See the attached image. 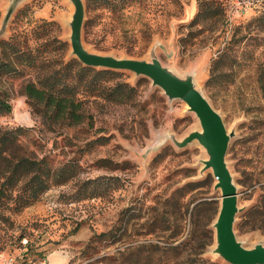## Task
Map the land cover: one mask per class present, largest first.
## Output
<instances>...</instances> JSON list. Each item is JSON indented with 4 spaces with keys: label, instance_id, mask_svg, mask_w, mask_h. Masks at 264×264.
Segmentation results:
<instances>
[{
    "label": "rangeland",
    "instance_id": "rangeland-1",
    "mask_svg": "<svg viewBox=\"0 0 264 264\" xmlns=\"http://www.w3.org/2000/svg\"><path fill=\"white\" fill-rule=\"evenodd\" d=\"M80 1L85 50L137 61L155 57L179 77L190 76L220 114L233 133L225 162L242 209L233 230L243 247L264 246V225L250 230L252 217L247 216L264 193V0H138L120 13L90 11V0ZM200 1L219 3L222 14L193 23ZM11 2L0 0V26ZM18 5L1 40L9 38L15 16L23 13L36 22H55L59 30L53 34L68 42L73 58L69 0ZM118 72L137 90L131 104L94 103L89 105L92 126L55 132L45 129L27 105L21 95L24 83L7 81L11 111L0 116V132L23 129L21 153L45 158L52 167L71 165L76 176L51 186L19 213L0 205V215L8 218L0 217V253L18 262L27 255L28 260L46 258L47 264H145L144 256L136 258L131 250L184 241L165 264L196 255L206 264H227L211 253L221 202L212 172L200 175L207 156L197 141L183 148L171 141L199 129L195 116L182 101H169L148 78ZM98 137L103 145H88ZM91 193L97 197L83 199ZM20 234L24 240L19 243ZM158 260L155 256L151 264Z\"/></svg>",
    "mask_w": 264,
    "mask_h": 264
},
{
    "label": "trees",
    "instance_id": "trees-1",
    "mask_svg": "<svg viewBox=\"0 0 264 264\" xmlns=\"http://www.w3.org/2000/svg\"><path fill=\"white\" fill-rule=\"evenodd\" d=\"M137 2L138 0H90L87 4L90 11L94 8L120 13ZM220 14L222 8L219 3L200 1L199 12L193 23L214 19ZM58 30L53 21L36 22L29 20L23 13L15 16L9 38L0 41V116L11 111L8 80L24 83L21 95L26 98L31 111L40 118L41 125L51 132H55L57 128L79 127L84 123L92 126L93 117L89 112V105L94 103L125 106L137 98L136 88L122 80L123 73L89 68L81 65L75 58H69L68 42L53 34ZM220 57L222 54L217 60ZM214 70L215 67L211 68L212 72ZM23 131L17 128L0 132V205L4 208L3 211L9 213H19L33 205L51 186L65 185L76 176L75 168L71 165L52 167L45 158H31L21 153L19 136ZM95 143L103 145L102 137L88 145ZM96 197L95 193H91L83 199ZM247 216L252 217L248 222L250 230L264 225V193L259 205L251 208ZM0 217L8 220L4 215ZM22 240L24 235L20 234L17 241L20 243ZM183 244L184 241L176 246L147 244L131 251H134L132 254L136 258L143 255L145 264H151L155 256L159 257V264H165L167 255L178 251ZM28 248L29 245L25 250L28 251ZM22 258L21 262L16 261L17 264L46 259L39 257L28 260L27 255ZM181 260L183 261L179 264H206L197 255Z\"/></svg>",
    "mask_w": 264,
    "mask_h": 264
},
{
    "label": "water",
    "instance_id": "water-1",
    "mask_svg": "<svg viewBox=\"0 0 264 264\" xmlns=\"http://www.w3.org/2000/svg\"><path fill=\"white\" fill-rule=\"evenodd\" d=\"M21 1L23 0H12L10 3L11 6L2 18L0 40ZM69 1L74 6L70 23V51L73 58L89 68L126 70L136 77L144 76L151 80L153 87H159L169 101L172 99L182 101L187 111L195 116L199 130L189 132L181 141L174 138H171V141L179 148L186 147L194 141L198 142L207 156V159L200 162L202 164L200 175L211 171L215 181L214 190L220 192L221 204L213 225L215 245L211 253L227 264H264V246L256 244L252 249L243 247L233 230L236 215L242 209L238 206L237 188L225 162V154L233 133H228L220 114L212 109L204 95L197 90L190 76L179 77L160 64L155 57L150 61H137L89 53L83 48L80 35L83 26V4L80 0Z\"/></svg>",
    "mask_w": 264,
    "mask_h": 264
},
{
    "label": "built area",
    "instance_id": "built-area-1",
    "mask_svg": "<svg viewBox=\"0 0 264 264\" xmlns=\"http://www.w3.org/2000/svg\"><path fill=\"white\" fill-rule=\"evenodd\" d=\"M0 264H17L16 260L12 257L0 254ZM27 264H47L46 259H41L36 262H28Z\"/></svg>",
    "mask_w": 264,
    "mask_h": 264
},
{
    "label": "bare ground",
    "instance_id": "bare-ground-1",
    "mask_svg": "<svg viewBox=\"0 0 264 264\" xmlns=\"http://www.w3.org/2000/svg\"><path fill=\"white\" fill-rule=\"evenodd\" d=\"M198 125V124H197ZM199 126V125H198ZM195 130H199L198 128L197 129H195ZM201 168H202V164H201Z\"/></svg>",
    "mask_w": 264,
    "mask_h": 264
}]
</instances>
